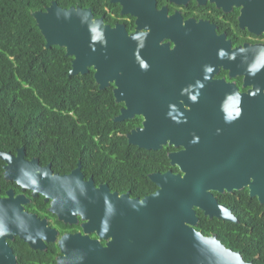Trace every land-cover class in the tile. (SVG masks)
<instances>
[{
    "label": "flooded vegetation",
    "instance_id": "obj_1",
    "mask_svg": "<svg viewBox=\"0 0 264 264\" xmlns=\"http://www.w3.org/2000/svg\"><path fill=\"white\" fill-rule=\"evenodd\" d=\"M82 3L84 5L74 6L90 9L94 18L100 17L111 27L123 26L132 37L131 116L125 118L130 124L122 133L125 137L131 131L134 138L140 140L144 118L154 122L153 132H159L169 117L170 108L182 118L214 114L235 118L248 112L250 98L264 96L260 75L253 82L250 72L251 58H259L264 52V0H82ZM90 69L93 67L90 66L88 71ZM114 88L112 81L100 88L112 95L117 108L113 117L125 107L122 100H115ZM130 144L133 162L136 153H142L139 155L146 157L149 163V152L153 149ZM182 149V145L163 144L155 151L164 152L167 162L163 163L167 167L141 176L137 174L135 163L128 181L116 176L95 178L85 175V161L78 158L81 175L74 178L71 188L85 193V181L90 178L94 187L103 185L102 212L105 214L107 193H113L119 199L126 193L130 198H142L158 189L150 179V173L168 170L179 173L178 166L171 164L168 155ZM0 153H5L4 157L0 156V228L7 230L3 241L15 264H60L59 259L63 256L60 239L64 235L77 234L98 240L107 255L112 250L120 254L125 245L124 251H129L130 257H109V264H147L142 256H138L137 246L139 242L147 241L149 235L139 233L133 225L123 233L119 223L121 213L116 217L110 207L114 222L108 225L106 215H102L103 224L96 232L92 223L85 224L83 201L71 198L69 207L60 208L62 201L57 196L58 185L52 186L51 193L41 184L42 167L49 164L52 174H69L78 166V160L67 171L56 170L51 162H42L39 156L28 154L22 141L16 146L0 148ZM33 158L37 159V164L29 163ZM27 164L37 175L28 180L24 176ZM235 191L212 193L219 204L228 207L236 216L232 208L238 213L244 203L241 201L238 206L234 203L239 200ZM121 202L114 203L121 205ZM194 208L197 222L192 226L202 236H214L225 248L238 252L245 261L253 263L249 256L245 257L248 253L253 259L262 257L260 251L251 253L244 249L246 239L233 240L235 231L226 224L228 220L209 217L201 209ZM248 231L244 230L245 236ZM156 236L159 242L164 235L159 233ZM26 237L42 247L33 246Z\"/></svg>",
    "mask_w": 264,
    "mask_h": 264
},
{
    "label": "water",
    "instance_id": "obj_2",
    "mask_svg": "<svg viewBox=\"0 0 264 264\" xmlns=\"http://www.w3.org/2000/svg\"><path fill=\"white\" fill-rule=\"evenodd\" d=\"M31 14L45 39L44 47L58 45L72 56L68 75L84 74L92 66L99 88L112 81L115 100L125 104L113 120L130 117L132 37L124 27L105 24L100 17L94 18L88 8L62 7L56 1ZM250 72L253 82L259 74L264 86V52L259 58H251ZM168 114L163 129L157 133L153 132L154 122L144 118L140 140H136L131 131L126 134L128 143L141 148L157 150L167 142L183 146L182 150L168 155L171 164L178 166L179 173L168 170L149 174L158 186L155 192L142 198H130L126 193L121 199L107 193L108 209L103 214V185L94 187L90 178L85 181V193L71 188L74 178L81 175L79 160L78 166L69 174H52L49 164L42 167L41 184L51 193L52 186L58 185L60 208L69 207L71 198L83 201L85 224L92 223L96 232L103 224L102 215H106V223L110 225L114 215L117 217L116 214L121 213L119 223L123 233L133 225L139 233L149 235L147 241L139 242L137 246L138 256H142L147 264H253L245 261L238 252L225 248L214 236H202L192 225L197 222L194 207L209 217L238 222L228 207L217 202L212 191L230 192L246 187L251 197L264 204V96L250 98L248 112L235 118L217 114L182 118L172 108ZM0 156L4 157L5 153ZM36 160L33 158L29 163L37 164ZM24 176L28 180L37 175L27 164ZM119 200L121 205H116L114 202ZM114 225H111V232ZM4 232L7 230L0 228V264H15L3 241ZM159 233L164 235L161 240L159 238L160 243L156 236ZM26 239L33 246L42 247L32 242L33 239ZM59 243L63 251L60 264H109V257L128 258L131 254L124 251V245L120 254L112 250L107 255L98 240L78 234L64 235Z\"/></svg>",
    "mask_w": 264,
    "mask_h": 264
},
{
    "label": "trees",
    "instance_id": "obj_3",
    "mask_svg": "<svg viewBox=\"0 0 264 264\" xmlns=\"http://www.w3.org/2000/svg\"><path fill=\"white\" fill-rule=\"evenodd\" d=\"M52 1L62 7L84 5L82 0H0V148L22 141L28 154L51 162L59 171L69 170L80 158L85 161V175L95 178L116 176L128 181L135 163L141 176L164 170L161 151H150L149 163L136 153L133 162L132 145L122 134L129 119H112L117 112L114 100L98 87L93 69L68 75L72 56L58 45L44 47L31 12ZM235 193L239 200L234 203H244L238 213L232 208L240 223L226 224L235 231L233 240L246 239L244 249L260 251L262 256L245 257L264 264V204L249 196L245 187Z\"/></svg>",
    "mask_w": 264,
    "mask_h": 264
}]
</instances>
